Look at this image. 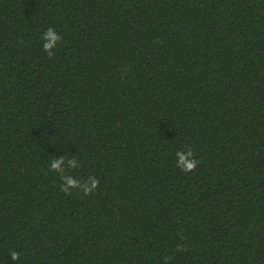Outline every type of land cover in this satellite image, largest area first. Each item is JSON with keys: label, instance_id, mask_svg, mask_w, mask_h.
Wrapping results in <instances>:
<instances>
[{"label": "trees", "instance_id": "obj_1", "mask_svg": "<svg viewBox=\"0 0 264 264\" xmlns=\"http://www.w3.org/2000/svg\"><path fill=\"white\" fill-rule=\"evenodd\" d=\"M0 264H264V0H0Z\"/></svg>", "mask_w": 264, "mask_h": 264}, {"label": "clouds", "instance_id": "obj_2", "mask_svg": "<svg viewBox=\"0 0 264 264\" xmlns=\"http://www.w3.org/2000/svg\"><path fill=\"white\" fill-rule=\"evenodd\" d=\"M43 40V50L47 53L49 57L54 55L53 49L56 47V44L62 40V36L57 34L51 26H49L44 33L42 34ZM178 160L176 161L177 167L182 172H192L196 169L197 164L199 163L198 160L193 159L194 153L192 151L191 146L189 145L186 149L179 150L175 153ZM75 158L65 162L63 157H60L55 160V162L51 163L50 170L60 173L62 170L60 168L61 164L67 163L68 166H74ZM61 178V177H60ZM90 186L84 187L83 189L80 188L81 180L73 179L70 175L63 176L61 178V186L60 190L64 193H69L71 189H80L85 196L90 195L98 186L99 180L96 177L90 176L88 178ZM183 239V237H181ZM13 261L19 259V253L12 251L11 257ZM168 258H166L167 260Z\"/></svg>", "mask_w": 264, "mask_h": 264}]
</instances>
